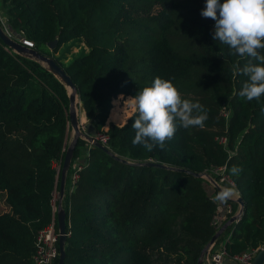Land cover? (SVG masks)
Here are the masks:
<instances>
[{"label": "trees", "instance_id": "16d2710c", "mask_svg": "<svg viewBox=\"0 0 264 264\" xmlns=\"http://www.w3.org/2000/svg\"><path fill=\"white\" fill-rule=\"evenodd\" d=\"M0 5L9 29L68 75L80 120L85 116L94 132L108 137L103 145L111 154L82 139L74 148L71 162L87 146L73 182L68 168L60 202L62 264H196L237 203L228 200L224 222L213 224L216 204L205 190L206 179L186 170L216 179L209 170L222 165L242 206L213 246L228 233L222 242L228 255L262 246L264 96L247 101L238 95L248 80L239 69L250 58L212 39L215 21L200 14L205 0H0ZM157 76L202 104L208 119L203 128H178L164 149L149 152L132 144L135 108L122 124L103 127L109 113L124 117L112 101L134 96ZM67 104L57 78L0 41V264H32L36 233L50 222L56 225L52 194L70 130Z\"/></svg>", "mask_w": 264, "mask_h": 264}, {"label": "clouds", "instance_id": "9594fccd", "mask_svg": "<svg viewBox=\"0 0 264 264\" xmlns=\"http://www.w3.org/2000/svg\"><path fill=\"white\" fill-rule=\"evenodd\" d=\"M200 14L215 21L213 40L226 45L233 55L250 58L239 69L248 80L238 95L247 101H260L264 96V0H205ZM129 99L136 111L132 144L149 152L156 146L164 149L178 128H203L208 119L202 104L184 98L171 80L159 76ZM231 171L237 174L240 169L233 166ZM236 195L234 187L225 186L211 199L225 203Z\"/></svg>", "mask_w": 264, "mask_h": 264}, {"label": "water", "instance_id": "95a60500", "mask_svg": "<svg viewBox=\"0 0 264 264\" xmlns=\"http://www.w3.org/2000/svg\"><path fill=\"white\" fill-rule=\"evenodd\" d=\"M0 41L3 43L4 46L11 49L17 55H20L22 57L31 59L39 63L48 72H50L55 78L58 79V81L64 86L67 92V102H68L67 120H68V125L70 126L72 133H71V140L67 143L65 147L62 162L60 164L59 180H58V203L55 207V221H56V229H57V235H58L57 236L56 264H62L63 258H64L63 245L65 241V213L60 206V202L63 197L66 174L71 164V159H72L73 151L76 146L77 140L82 139L86 143L95 145L109 154H111V152L104 145L93 140L90 135L86 134L82 130L80 126L78 112H77V110H80V109H79L78 98L76 95V88L71 82L68 75L63 71L62 68H60L56 64L54 59L49 56L39 53L32 47H28L24 45L23 43L18 41L16 38L8 34L1 25H0ZM54 44H55V40H52L50 42H47L46 46L49 49H51L54 46ZM112 156L116 157L114 154H112ZM120 160L125 162L124 159H120ZM144 165L166 168V166H163L159 163L147 162V163H144ZM186 172L192 174L195 177H204L212 182V179L204 173L203 174L192 173L187 170ZM235 201L239 205L237 212L226 223L220 226L217 229V231L212 235L208 245L202 251L201 258L197 261L196 264H201L203 257L206 255L209 246L213 244L215 238L224 231L227 225H229L231 222L235 221L239 217L241 213L242 201L240 197H237ZM248 264H264V243L262 244L261 247L257 249V251L255 252V254L253 255V257L251 258Z\"/></svg>", "mask_w": 264, "mask_h": 264}, {"label": "built area", "instance_id": "2783aa9c", "mask_svg": "<svg viewBox=\"0 0 264 264\" xmlns=\"http://www.w3.org/2000/svg\"><path fill=\"white\" fill-rule=\"evenodd\" d=\"M24 45L32 47V43L23 38L17 39ZM91 138L103 145L107 141V135L104 132H95L91 135ZM80 169V163H76L72 168L70 174V181L73 182L78 178L77 170ZM216 179H212L215 186L225 184L226 186L234 187L232 180L225 173L224 166H219L210 169ZM52 210L55 211V207L52 206ZM230 211V207L227 204L226 213ZM217 225L216 218L212 221ZM57 229L53 222L48 223L42 229H40L35 236L33 251L31 254L32 264H54L57 256ZM257 249H250L238 254L228 255L223 246H219L215 249L207 251L206 260L209 264H225V259H230L235 264H248L255 254Z\"/></svg>", "mask_w": 264, "mask_h": 264}, {"label": "crops", "instance_id": "0c3cea01", "mask_svg": "<svg viewBox=\"0 0 264 264\" xmlns=\"http://www.w3.org/2000/svg\"><path fill=\"white\" fill-rule=\"evenodd\" d=\"M0 8H2L1 5H0ZM2 9H3V8H2ZM3 11H4V9H3ZM4 16H5V20H6V15L4 14ZM83 115H84V114H83ZM84 121H87L85 117H84ZM123 122H124V120H122V119H121V120L113 119V117L110 116V118L108 117V119L106 120L103 129L106 130V129H107V125H108L109 123H114V124H118V125H120V124H122ZM80 124H81V122H80ZM83 124H84V123H83ZM82 130L84 131V128H83ZM71 133H72V131H71V128H70V130L68 131V133H67V135H66V145H67V143L71 140ZM85 133L88 134V135H90V136L93 135V134L95 133V132H94V129H93V127H92V125H91L88 121H87V128H86ZM86 149H87L86 144H84V145H82V146L80 147V150H79V152H78V155L72 160V162H71V164H70V169H72L76 163H78V162L80 163V162L83 161L82 157H83L84 153L86 152ZM56 166H57V165H56ZM57 167H58V166H57ZM59 170H60V166H59V168H58V176H57V180H59ZM209 172L211 173V175H213L212 172H211L210 170H209ZM65 185H66V179H65L64 187H65ZM225 186H226L225 184H221V185H217V186H215V185L213 184V180H212V182H211V181H209L208 179H206L205 190H206L207 193L210 194V196L212 197V196L215 194L214 190H217V192H218L222 187H225ZM237 197H238V195H236V196H234L233 198L229 199V201H235ZM235 202H236V201H235ZM57 203H58V183H57V188H56V190H54V192H53V194H52V206L56 207ZM215 204H216V214H215V218H216V221H217V225H220V224H221L222 222H224V220H225L227 203H226V202H225V203L215 202ZM238 208H239V205L237 204V210H238ZM237 210H236V212H237ZM225 223H226V222H225ZM222 225H223V224H222ZM222 225H220V226H222ZM228 237H229V233L226 234V235L223 237L222 242L225 241V240H227ZM222 242L220 241L218 244H216V245H214V246H213V244H211V245L209 246L208 250H210V248H211V249H215V248H217V247H219V246H222ZM206 254H207V253H206ZM201 264H209L208 261L206 260V255L203 257ZM225 264H235V263L232 262L230 259H225Z\"/></svg>", "mask_w": 264, "mask_h": 264}, {"label": "rangeland", "instance_id": "374dc122", "mask_svg": "<svg viewBox=\"0 0 264 264\" xmlns=\"http://www.w3.org/2000/svg\"><path fill=\"white\" fill-rule=\"evenodd\" d=\"M0 23L2 24L3 28L6 30V32L8 34H10L11 36H13L14 38L18 39V35L15 34L13 31H11L8 27V23H7V20H5V16H4V11L2 8H0ZM112 109H115V108H118V113L119 114H124V117L122 118V120H125V118L133 111L134 107L132 106L131 104V100L128 98V99H124V100H121V99H116L114 101H112ZM111 109V111H112ZM108 117L110 118V113L108 115ZM107 117V119H108ZM106 119V120H107ZM113 119H116L113 117ZM80 120V118H79ZM84 123V124H83ZM105 125V124H104ZM81 128L83 129L84 128V132L86 131V128H87V121H82L81 124H80ZM204 178V177H203ZM206 179V178H204ZM0 206H1V203H0Z\"/></svg>", "mask_w": 264, "mask_h": 264}, {"label": "bare ground", "instance_id": "6f19581e", "mask_svg": "<svg viewBox=\"0 0 264 264\" xmlns=\"http://www.w3.org/2000/svg\"><path fill=\"white\" fill-rule=\"evenodd\" d=\"M77 112H78V116H79V110H77ZM80 122H82L81 120H79Z\"/></svg>", "mask_w": 264, "mask_h": 264}]
</instances>
